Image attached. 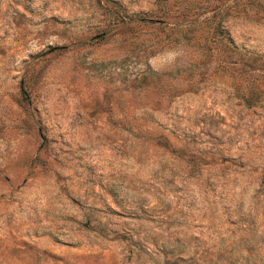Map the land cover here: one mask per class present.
Masks as SVG:
<instances>
[{
	"label": "rangeland",
	"instance_id": "obj_1",
	"mask_svg": "<svg viewBox=\"0 0 264 264\" xmlns=\"http://www.w3.org/2000/svg\"><path fill=\"white\" fill-rule=\"evenodd\" d=\"M0 264H264V0H0Z\"/></svg>",
	"mask_w": 264,
	"mask_h": 264
},
{
	"label": "trees",
	"instance_id": "obj_2",
	"mask_svg": "<svg viewBox=\"0 0 264 264\" xmlns=\"http://www.w3.org/2000/svg\"><path fill=\"white\" fill-rule=\"evenodd\" d=\"M185 13V12H184ZM215 14H213L212 16H210V20H213ZM209 18H206L204 19L203 21H198L196 20L195 18L193 19H186L185 21L181 22V24L177 26V29H179L181 32L185 33V32H190L192 30H194L195 28H197V25H199V23L201 22H204V21H207ZM209 21V20H208ZM220 26L218 22H215L213 27H212V30L213 32L211 34H205L204 35V39L206 41H211V40H214V36H213V33H221L222 29H220Z\"/></svg>",
	"mask_w": 264,
	"mask_h": 264
}]
</instances>
